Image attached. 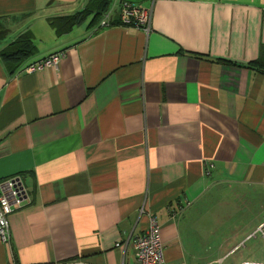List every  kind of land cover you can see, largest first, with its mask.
<instances>
[{"label":"crops","instance_id":"crops-1","mask_svg":"<svg viewBox=\"0 0 264 264\" xmlns=\"http://www.w3.org/2000/svg\"><path fill=\"white\" fill-rule=\"evenodd\" d=\"M88 1L0 0V49L29 30L36 46L12 74L0 58V182L25 190L0 264H134L146 212L163 264H198L180 234L191 208L218 191L264 202V0H112L111 25L57 35L48 18ZM122 1L150 11L149 31L120 24Z\"/></svg>","mask_w":264,"mask_h":264},{"label":"rangeland","instance_id":"rangeland-1","mask_svg":"<svg viewBox=\"0 0 264 264\" xmlns=\"http://www.w3.org/2000/svg\"><path fill=\"white\" fill-rule=\"evenodd\" d=\"M33 40L35 42L34 37ZM225 194L224 191L217 194L222 205L215 207L218 199L213 198L207 205L191 208L186 220L181 221L180 234L185 251L188 258L191 257L198 264H237L245 259H260L263 256L262 239L259 236L246 239L245 236L253 222L264 212V202L254 200L249 203L242 199L235 201L231 208L230 202L233 201H230V195L224 197ZM235 245L237 247L233 252L225 255ZM219 258H223L221 262Z\"/></svg>","mask_w":264,"mask_h":264},{"label":"built area","instance_id":"built-area-1","mask_svg":"<svg viewBox=\"0 0 264 264\" xmlns=\"http://www.w3.org/2000/svg\"><path fill=\"white\" fill-rule=\"evenodd\" d=\"M119 7L120 24L141 28L146 32L149 31L150 11L148 9H142L128 1H122ZM112 21L113 15L108 10L102 14L99 26L107 27L112 24ZM60 57L61 53L50 54L48 57L29 63L24 70L32 73L36 70L57 66ZM24 197L25 190L20 175L11 176L0 182V240L4 243L9 240L8 216L14 209L22 206ZM144 213V209L140 208L139 214ZM145 214L147 227L144 232L136 235L133 240L134 264H163L164 247L160 239L159 225L154 216L147 212ZM251 236H259L264 242V220L248 238ZM237 264H264V252L260 259H245Z\"/></svg>","mask_w":264,"mask_h":264},{"label":"trees","instance_id":"trees-1","mask_svg":"<svg viewBox=\"0 0 264 264\" xmlns=\"http://www.w3.org/2000/svg\"><path fill=\"white\" fill-rule=\"evenodd\" d=\"M112 0H89L86 6L71 14L49 17L48 22L57 35L69 32L73 26L79 25L90 16L89 25H94L100 20L102 14L107 11ZM7 34L6 26L0 21V40ZM36 52V46L30 31L21 33L13 41L0 49V58L9 73H13L20 64ZM252 65L264 66L263 51H260L259 59ZM261 73L264 70L260 69Z\"/></svg>","mask_w":264,"mask_h":264}]
</instances>
